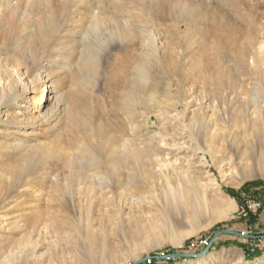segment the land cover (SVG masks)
<instances>
[{
	"label": "rangeland",
	"instance_id": "374dc122",
	"mask_svg": "<svg viewBox=\"0 0 264 264\" xmlns=\"http://www.w3.org/2000/svg\"><path fill=\"white\" fill-rule=\"evenodd\" d=\"M59 1L71 3L62 10L70 18L53 16L48 55L30 72L14 50L35 38L37 16L23 24L21 6L20 33L6 42L0 14V264H264V175L251 125L264 115V83L253 71L255 62L264 70V0H166L174 19L156 25L137 5L110 0L119 35L100 48L88 32L100 10L78 15L82 0ZM197 14L187 30L176 26ZM131 26L153 41L139 69L123 62ZM171 49L184 75L172 73ZM210 62L234 79L220 84L202 67ZM137 85L140 104L127 111ZM252 95L262 114L248 105ZM134 146L155 161L156 183L115 198L105 162L113 148ZM69 169L105 183L104 194L66 188Z\"/></svg>",
	"mask_w": 264,
	"mask_h": 264
},
{
	"label": "bare ground",
	"instance_id": "6f19581e",
	"mask_svg": "<svg viewBox=\"0 0 264 264\" xmlns=\"http://www.w3.org/2000/svg\"><path fill=\"white\" fill-rule=\"evenodd\" d=\"M106 1L108 0H82L75 4V7H76L75 11L78 15L79 13L81 14L82 12L87 13V15H89L90 13L92 14V9L100 10V12L97 15L94 14L95 15L94 17L97 20L95 22V25H92V24L90 26L88 25L89 33L92 31H95L96 33H98V38L94 42V46L97 48H100L103 45L101 42V39L104 38V36L109 35L113 38L119 35V29L117 28L116 22L112 19V16L114 15L113 11L115 10V8L111 5L110 3L111 1L109 0V2H107L108 11L106 9H103V6H104L103 3ZM120 1H129V3L137 5L139 8L142 9L141 10L142 12L149 15V18L152 20L151 22L153 23V25H156V22H159V21H166V20L173 21L174 19L171 13L172 11L169 8L168 4L166 3V0H120ZM9 3H10V0H0V14L3 16L4 20H6L9 25L8 27L9 30H6V32L4 33V39L6 40V42L8 41L13 42L17 36V33L18 32L20 33L19 31L20 25H17L18 24L17 22H16L17 24L15 23L14 16L17 13H19L18 10L21 6H25L26 11L29 12L28 15L25 14L26 21L23 22V24H28V23L33 22V21L30 22V19H29L31 13H35V15L37 16V20L34 23H31V25L34 24L35 26L34 27L35 34H33L35 35L33 36L35 38H31L27 40V43H24L21 46H20V43L22 44V42L18 41L15 47L16 50H14L15 54H18L19 58L24 60L25 64H27L26 66H27L28 72H30L33 68L38 67L41 61L45 59L46 56L48 55L49 46L53 39L52 38L53 34L57 30V23L53 19V16H56L59 19H64L66 21L68 18H70V15L65 14L62 10L63 8L71 5V3L68 4L67 1L61 2L59 0L53 1V2H51L50 0H19L17 1L15 9L11 11H9L8 9ZM105 12L108 15L106 17H102V14ZM45 14H52V17L47 16ZM198 14L191 18H182L179 20L177 19L178 21H175L176 26L178 27L179 25L180 29L187 30L196 20L202 19V17ZM35 23H37V25ZM83 23H82V26H83ZM182 33L183 32L181 30H176V33L175 32L171 33L172 34L171 36H174L175 38H177L178 44L179 43L181 44L182 38L180 37V35ZM126 41H127V45H126V50H125L126 52L124 51V61L123 62L128 67L129 66L132 67V65H136V69H139V67H142V65L144 66V63H145L143 57L140 55V51L142 49L151 50L153 47V41H151V36H146L143 33V31L139 30L138 27L131 26L129 29V33H128ZM146 41L148 42L147 44H145ZM1 47L3 48L4 46H1ZM171 51L173 50L171 49ZM169 56L170 55L166 57L168 59L166 58L165 59L168 62V64L174 68L172 73L179 74L180 76L184 75L181 71H178L180 60L176 54L174 55V51L172 52L170 58ZM241 57H242L240 59L241 63L242 65L245 66V56L243 52L241 53ZM197 65L198 64H196L195 67ZM253 65H252L254 67L253 71L260 75L261 82L263 81L264 83V70L262 71V69H260V67L258 66V64H256V62L253 63ZM202 67L205 68V71H207V73H210L212 76H216V79H218L217 81H219L220 84H222L224 81L234 79V74L230 70L225 68L223 64L220 62L206 63ZM141 87L138 85L136 87H131L130 89L129 87H127L129 89V95H130L129 98H133L132 104L131 102L127 101V99L124 102L125 104L124 107L127 111L130 110L129 105L134 107L135 105L140 104L141 99L139 96V91ZM141 91H142V88H141ZM45 92L46 93L42 97L41 104L43 103V100H46L45 98L48 97V93L50 92V90L45 89ZM254 95H252L251 100H249V98L247 99V103L248 105L249 103H251L252 104L251 106H253L256 110H258L259 114H262L263 108H260L261 106L260 96L257 97ZM3 97H5V94L0 93V104H2ZM262 121H263L262 124H260V122L258 121H254L251 123L254 129V135L259 140V145H260V151L258 152V157H257V164L259 168L258 172H260V175L261 174L264 175V115L262 116ZM117 150H118V153H115L117 152ZM113 153L114 154H112L108 158V161L105 162L106 164L105 171L111 180V184H109V186L107 187H109L110 189L109 191L112 193L113 197L116 198L118 197V195L126 196L130 193L143 191L144 189L150 187L152 184L156 183L155 176L151 172V169H149L152 166V164L155 163V161L147 158V156L144 154L146 152H144L143 149H141L138 146H134L128 149V153L123 154L124 152L122 153L121 150H119V148L115 147L113 148ZM59 156L61 157V155ZM73 159H70V160H73ZM156 161H159V159ZM73 164H70V165L72 166ZM89 166H90L89 164L83 163L79 168L82 167V169H85V168H88ZM96 168L97 167H94L92 165V170ZM69 170H71V173L65 179V183L67 184L66 188L70 190V189H73L78 183H81L84 185L85 189L92 190V193L94 194H96L97 192L101 193V196L104 194V189L106 188V186H104L105 183L98 184L95 180V177L93 176H92V181L91 179L87 180V178L84 179L83 177L82 178L77 177L74 173L75 171L73 172L72 169H69ZM222 202L223 201L220 199L215 200L216 204H221Z\"/></svg>",
	"mask_w": 264,
	"mask_h": 264
},
{
	"label": "water",
	"instance_id": "95a60500",
	"mask_svg": "<svg viewBox=\"0 0 264 264\" xmlns=\"http://www.w3.org/2000/svg\"><path fill=\"white\" fill-rule=\"evenodd\" d=\"M220 234H232V235H240V234H238V233H236V232H233V231H222V232H219L218 233V235H220ZM207 250H208V248H207ZM184 256H191V255H184ZM144 260H142V261H140V262H143ZM140 262H138L137 264H139Z\"/></svg>",
	"mask_w": 264,
	"mask_h": 264
}]
</instances>
